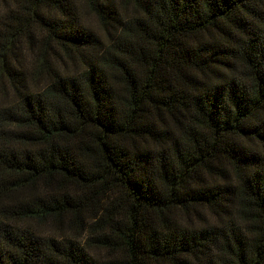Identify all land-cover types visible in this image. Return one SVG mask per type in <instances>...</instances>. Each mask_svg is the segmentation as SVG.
<instances>
[{
    "label": "trees",
    "instance_id": "trees-1",
    "mask_svg": "<svg viewBox=\"0 0 264 264\" xmlns=\"http://www.w3.org/2000/svg\"><path fill=\"white\" fill-rule=\"evenodd\" d=\"M0 264H264V0H0Z\"/></svg>",
    "mask_w": 264,
    "mask_h": 264
}]
</instances>
